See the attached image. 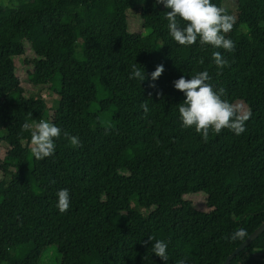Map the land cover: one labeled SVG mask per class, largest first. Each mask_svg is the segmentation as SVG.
I'll list each match as a JSON object with an SVG mask.
<instances>
[{"label": "trees", "instance_id": "16d2710c", "mask_svg": "<svg viewBox=\"0 0 264 264\" xmlns=\"http://www.w3.org/2000/svg\"><path fill=\"white\" fill-rule=\"evenodd\" d=\"M224 1L213 3L224 7ZM232 1L233 52L179 45L168 30L170 9L155 0L0 5V143L6 149L0 264H41L50 253L57 264H223L262 224L264 0ZM129 10L145 36L128 33ZM214 51L229 65L218 69ZM15 59L29 85L52 97L51 106L41 95L24 94ZM134 63L145 80L129 78ZM161 64L163 73L152 81ZM204 70L226 99L251 109L241 135L224 129L204 141L182 127L178 106L185 97L173 82ZM40 119L62 133L54 154L37 160L23 124ZM64 132L82 146H72ZM62 188L71 199L64 213L56 207ZM195 196L205 200L204 209L191 201ZM240 228L245 239H230ZM149 236L153 241L143 243ZM155 240L168 243L167 262L153 253ZM229 264H264V232Z\"/></svg>", "mask_w": 264, "mask_h": 264}, {"label": "clouds", "instance_id": "9594fccd", "mask_svg": "<svg viewBox=\"0 0 264 264\" xmlns=\"http://www.w3.org/2000/svg\"><path fill=\"white\" fill-rule=\"evenodd\" d=\"M156 4H162L164 8L170 9L165 13L168 21V30L172 39L181 46L189 47L197 42L201 46L209 45L215 49H223L233 52L236 48L234 41L227 36L236 23V17L228 14L227 9L213 3V0H155ZM212 61L218 69L229 65V61L219 52L212 53ZM199 64L204 63L201 57ZM164 71L163 65H157L151 72L150 78L155 81ZM130 79L139 82L146 79L143 68L137 67V63L131 65ZM207 70L199 71L186 79L181 75L173 84L174 88L184 94L185 99L178 106L179 119L184 128H194L204 141L209 134H220L224 129L232 131L235 135H241L246 131V122L251 118V109H245L240 104H234L225 98L226 90L223 87L215 89ZM149 87H155L149 84ZM159 95V93H158ZM141 108L147 114L148 104L142 103ZM110 125L105 129L107 132ZM23 128L30 131L31 153L37 160L50 157L56 150L55 141L61 138L62 129L46 119H40L34 124L24 123ZM72 146L80 147L82 142L78 136H70L63 133ZM56 207L61 213L67 212L71 205L70 193L67 188L57 191ZM248 235L246 229L235 230L230 237L232 240H244ZM149 236L148 241H153ZM152 251L162 261L169 260L167 248L168 243L163 240H155ZM177 264H186L181 259Z\"/></svg>", "mask_w": 264, "mask_h": 264}, {"label": "rangeland", "instance_id": "374dc122", "mask_svg": "<svg viewBox=\"0 0 264 264\" xmlns=\"http://www.w3.org/2000/svg\"><path fill=\"white\" fill-rule=\"evenodd\" d=\"M18 0H0V5L3 6H14L16 5ZM224 8L227 9L228 14H231L232 11H234V4L232 0H225L224 1ZM128 16V33L130 34H141L142 36H145L147 32L142 29L141 27V22L139 19L138 14L133 11L129 10L127 12ZM17 59H15L16 63ZM20 61H17V64L15 65V73L16 76L21 80V87L24 90L25 95H31V94H36V95H41L47 102L48 106L52 105V97L49 96L44 90H40L38 87H33L29 85L28 80L30 79L29 77H25V71L23 69ZM19 65V66H18ZM8 84L13 85L14 81L13 80H7ZM239 104V103H236ZM2 137V134L0 133V138ZM6 152L5 146L3 143H0V164L2 163L3 156ZM1 177V173H0ZM191 201L200 209L205 208V200L202 197H190ZM123 215L115 214L114 219H119L123 218ZM41 264H57L56 257L50 253L46 255V257L43 259Z\"/></svg>", "mask_w": 264, "mask_h": 264}, {"label": "water", "instance_id": "95a60500", "mask_svg": "<svg viewBox=\"0 0 264 264\" xmlns=\"http://www.w3.org/2000/svg\"><path fill=\"white\" fill-rule=\"evenodd\" d=\"M264 232V221L262 224L255 229L234 251L227 256L223 264H229L234 257H236L240 252H242L247 246H249L256 238H258Z\"/></svg>", "mask_w": 264, "mask_h": 264}]
</instances>
